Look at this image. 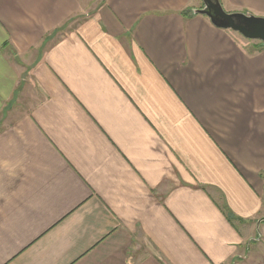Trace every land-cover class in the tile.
Returning <instances> with one entry per match:
<instances>
[{
	"label": "crops",
	"instance_id": "crops-1",
	"mask_svg": "<svg viewBox=\"0 0 264 264\" xmlns=\"http://www.w3.org/2000/svg\"><path fill=\"white\" fill-rule=\"evenodd\" d=\"M202 7L0 0V264H246L264 245V45Z\"/></svg>",
	"mask_w": 264,
	"mask_h": 264
},
{
	"label": "water",
	"instance_id": "water-1",
	"mask_svg": "<svg viewBox=\"0 0 264 264\" xmlns=\"http://www.w3.org/2000/svg\"><path fill=\"white\" fill-rule=\"evenodd\" d=\"M202 4L203 7L195 13L205 16L214 27L231 30L246 40L258 41L264 45L263 17L246 13H226L218 0H202Z\"/></svg>",
	"mask_w": 264,
	"mask_h": 264
},
{
	"label": "rangeland",
	"instance_id": "rangeland-1",
	"mask_svg": "<svg viewBox=\"0 0 264 264\" xmlns=\"http://www.w3.org/2000/svg\"><path fill=\"white\" fill-rule=\"evenodd\" d=\"M225 12H227L224 9ZM255 243V242H253ZM260 250V251H259ZM250 258L248 259V262H246V264H261L262 261L264 262V245L260 244V246L257 248L256 246L252 248V250L250 251ZM263 259V260H262Z\"/></svg>",
	"mask_w": 264,
	"mask_h": 264
}]
</instances>
